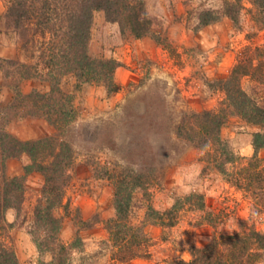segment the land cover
<instances>
[{"label": "rangeland", "instance_id": "374dc122", "mask_svg": "<svg viewBox=\"0 0 264 264\" xmlns=\"http://www.w3.org/2000/svg\"><path fill=\"white\" fill-rule=\"evenodd\" d=\"M1 1L5 11L0 18V54L8 56L5 48L9 47L13 58L0 55V59L31 66L37 59L31 58L32 50L22 47L21 39L4 16L8 2ZM223 2L144 0L152 28L149 34L139 39L127 32L122 34L117 23L107 21L103 12H95L90 52L120 64L114 76L116 90L109 92L104 85L93 83H82L76 88V78L68 74L62 77L61 89L73 97L76 110L73 123L60 131L43 118L27 117L7 125V131L21 141L38 140L59 133V139L70 143L73 148L70 183L63 205L54 212L62 221L60 243L74 244L67 251L64 264H168L189 260L192 246H204L219 232H247L254 227L264 233V208L258 212L255 201L231 186L220 172L212 169L211 163L210 168L204 171L207 165L204 155L211 148L197 150L174 134L184 114L220 108L225 94L216 87V82L230 74L245 49L260 48L264 57V27L252 21L247 2L238 25L219 14L218 21L200 24L199 16L203 11L219 12ZM17 69L0 62V78L3 79L0 110L13 100L16 87L22 93L30 88L27 80L44 84L46 91L39 92L49 91L50 83L44 80L42 67L38 73L31 69L34 76L27 79H22L21 71ZM242 86L264 105V84L245 77ZM5 90L13 91L10 102L5 101ZM150 101L157 107L153 109L157 121L164 120L170 128L161 134L151 127L141 128L142 140L147 139L155 152L154 171L148 177L143 176L142 187L132 190L125 221L133 228H143V235L149 239L144 249L148 255L121 263L113 258L116 249L112 247L109 228L116 219V182L119 175L134 176L146 166L128 158L127 153L136 148L132 139L136 126L142 122L137 115L147 113L146 103ZM13 129H20L22 138L12 133ZM257 131L259 128L237 117L230 118L221 130V137L238 157L239 164H246L253 156L252 134ZM109 133H112L118 147L108 144ZM167 137L171 138L170 143L166 142ZM260 156L264 157V150ZM28 164L26 155L10 159L6 173L10 177L23 175V167ZM227 170H232L231 165ZM42 186L40 173L28 175L19 214L14 209L7 210L5 214L13 228L2 233V238L13 246L20 264L52 263L53 254L40 253L31 234L34 208ZM191 193L203 194L207 208L217 211L227 207L225 218L217 227L199 224L202 214L188 209V203L175 212L173 226L162 223L169 222L168 215L164 213L176 205L178 199ZM151 210L159 215H153ZM259 264H264V253Z\"/></svg>", "mask_w": 264, "mask_h": 264}, {"label": "trees", "instance_id": "16d2710c", "mask_svg": "<svg viewBox=\"0 0 264 264\" xmlns=\"http://www.w3.org/2000/svg\"><path fill=\"white\" fill-rule=\"evenodd\" d=\"M7 2L5 19L21 39L22 47L32 50L31 58H36L37 62L31 66L15 60L0 59V62L20 69L22 79L33 77L31 69L38 73L42 67L45 70L44 80L49 81L50 87L45 93L35 89L22 93L16 87L13 100L0 110V264H20L16 251L4 241L2 233H7L13 228V224L6 220V211L14 209L19 214L25 197V180L33 172L40 173L43 177L40 198L34 208L31 230L34 243L40 253L53 254L51 264H64L67 251L73 248L74 244L60 243L62 221L54 212L63 205L65 191L70 183L69 170L73 162V148L70 143L59 139V133L38 140L21 141L7 131L6 127L13 120L27 117L43 118L57 131L73 123L76 118L73 97L61 89V80L65 75L70 74L76 78V88L82 83H93L104 85L109 92L116 90L114 76L120 64L114 59L96 57L90 52L95 12H103L107 21L119 25L122 34L127 32L136 39L150 33L152 20L145 11L144 0ZM246 2L250 5L248 12L252 21L259 27H264V0H224L223 8L219 12L203 11L199 16L200 24L208 25L218 21L219 14L238 25ZM245 77L264 84L262 49H245L230 74L225 79L217 80L216 87L225 94L220 108L184 114L175 127L174 134L176 138L197 150L211 148L204 155L208 165L204 171L210 168L211 163L212 169L220 172L231 186L252 198L256 210L262 212L264 157L260 156V152L264 150V105L243 88L242 80ZM153 101L146 103V114L137 115L142 122L136 126L132 139L136 148H133L135 151L127 153L128 158L146 166L134 176L119 175L120 179L116 182V219L109 228L112 247L116 249L113 258L121 263L148 255L144 249L149 239L143 235V228H133L125 221L132 190L142 187L143 176L148 177V174L152 175L154 171L152 164L155 152L147 139L142 140L143 127H151L159 134L164 133L166 128L168 131L169 127L164 120L157 121V114L153 111L157 107ZM232 117L240 118L248 125L259 128V131L252 134L253 156L244 165L239 164L238 157L221 137V130ZM108 137V144L118 147L112 133H109ZM170 139L167 137L166 142L170 143ZM22 155L29 158V164L23 167L24 174L8 176V160ZM230 165L232 170L229 172L227 166ZM187 203L188 209L202 214L199 216V224L217 227L225 218L227 207L223 206L217 211L207 208L203 194L191 193L178 199L176 205L164 213L168 215L169 222L162 223L165 226H173L175 221L172 218L175 212ZM151 213L159 215L154 210H151ZM263 253L264 233L251 227L247 232L214 234L204 246L190 248L189 260H176L168 264H259Z\"/></svg>", "mask_w": 264, "mask_h": 264}, {"label": "crops", "instance_id": "0c3cea01", "mask_svg": "<svg viewBox=\"0 0 264 264\" xmlns=\"http://www.w3.org/2000/svg\"><path fill=\"white\" fill-rule=\"evenodd\" d=\"M4 6H5V5H4L3 2L0 0V18H1V16L3 17L4 11H5V7H4ZM0 48H2V46H0ZM5 51L8 52V56H7V55H4V54H0V55H2V57L7 58V59L13 58V56H12V48L7 47V48H5ZM2 81H3V79L0 78V84H2ZM24 81H25V80H24ZM26 82L28 83V85L30 84V85H29L30 88L24 90L23 93H27L28 91H30V90H32V89L41 90V91H46L45 85L42 84V83H40L39 81L33 80L32 82H30V81L27 80ZM1 91H2V86L0 87V93H1ZM11 91H12V90H11ZM3 92H5V94H6V100H5V101H6V102H10L11 99H12V97H13V91L9 93V91L6 92V90H5V91H3ZM23 121H27V119H24ZM20 122H21V121H19V122H17V123H20ZM9 129H10V127H9ZM12 133H14L15 135H18L20 138H22V137L20 136V135H21V133H20V129H19V130H15V129H13V130H12ZM31 139H34V138H25L24 140H31Z\"/></svg>", "mask_w": 264, "mask_h": 264}]
</instances>
